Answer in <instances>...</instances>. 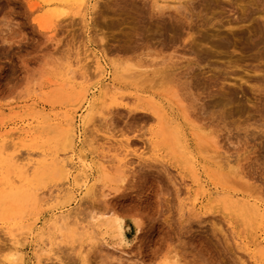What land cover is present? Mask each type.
<instances>
[{
  "label": "rangeland",
  "instance_id": "rangeland-1",
  "mask_svg": "<svg viewBox=\"0 0 264 264\" xmlns=\"http://www.w3.org/2000/svg\"><path fill=\"white\" fill-rule=\"evenodd\" d=\"M50 1L0 0V135L20 131L4 141L8 153L86 155L88 180L62 197L69 230L49 229L48 206L26 191L20 208L0 210V227L33 222L23 264L36 252L42 264H264V225L254 238L252 217L218 211L208 194L236 192L264 209V0H90L88 11ZM91 51L106 63L101 80ZM67 115L71 146L60 134ZM174 123L188 154L170 139ZM101 156L110 181L96 178ZM53 169L23 189L66 187ZM98 213L124 220L123 244L94 226ZM6 245L0 228V264Z\"/></svg>",
  "mask_w": 264,
  "mask_h": 264
},
{
  "label": "bare ground",
  "instance_id": "bare-ground-1",
  "mask_svg": "<svg viewBox=\"0 0 264 264\" xmlns=\"http://www.w3.org/2000/svg\"><path fill=\"white\" fill-rule=\"evenodd\" d=\"M51 1H53V0H51ZM55 1H57L59 3L60 2L61 3H69V2L71 3L72 1H74V2L77 1L78 3L82 4V7L81 8L79 7L80 9H84L85 11L89 10L88 6L90 4V0H54L53 2H55ZM46 2H47V0H46ZM92 7L94 8L95 5L93 4ZM52 9H57V5H54V7ZM63 9L62 10L59 9V10L64 12L65 10H63ZM90 49L92 50V48H90ZM91 54L92 55L90 56V58L89 57L88 58L91 59V63H93L94 68H95L93 74L95 76H98L99 79L101 80V79H103L104 74L107 71L106 63H105L104 59L101 58L102 56L100 57L95 51H91ZM130 65H127V66H130ZM68 71L70 73V70H68ZM135 74H137V71ZM101 85L102 84L100 82V84L96 85V88H101L102 86L103 87L108 86V84H105V83L102 86ZM174 89H175V87H174ZM103 90L107 92L108 89L107 90L103 89ZM165 92H166V90H165ZM114 94H115V92H114ZM175 97H177V95H175ZM152 114H153V117L155 119H159V117L157 115L158 112L152 113ZM44 118H47V117H44ZM66 120H68L67 121L68 123L64 127L62 126L63 128H60L61 140L64 141L63 145L71 146L74 139L78 138L77 137L78 129H77V126L72 123V116L71 115H67ZM165 121L167 122L168 120H165ZM191 125H193V124H191ZM172 127H173V131H171V126H170V131H171L170 132L171 133L170 139L172 137L174 140H176L180 149H182L183 152H186V154H188L189 144H188L185 133L183 132V130L181 129L179 124L172 125ZM163 129L165 131L166 128L163 127ZM18 130L19 129L13 127V128H10L9 130L5 131L4 134L0 135V210H3L5 212L6 211L5 209L7 208L9 202H17L15 204H16V206H18V208H20L21 205H20L19 199L23 198V194L26 191L28 193L27 198L30 197L33 201H35L34 203L41 202L42 205L44 204V205L48 206L47 208L49 209V212L52 214V216L48 219L49 220L48 221L49 229L57 227L59 225L60 227L64 226L62 228H66V229L68 228V230H69V224L67 225V223L65 222L66 219L69 217L68 216L69 212L67 211V209L65 207V201H67V200H63L65 198L63 196L72 195L75 190L78 191L80 188H87L88 178H87L84 170L86 168L85 160L88 157L85 155L82 159L80 158L79 160H76V159L74 160L71 158L66 159L67 158L66 156H63L64 158L59 156L60 154L58 152H57L58 154L57 153L53 154V152H52V155H51V154H48L47 152H45L44 150L28 151L25 154H21V155L8 153L6 151L7 146L4 145L5 144L4 141L9 139L12 142L14 137H16V138L19 137L20 135H18V132H20V131H18ZM167 131H168V127H167ZM165 133H166V131L164 132V134ZM167 136H169V135H167ZM203 136L205 137V134H203ZM170 139H169V141H170ZM198 139L201 140L200 138H198ZM127 155L128 154H124L123 157L117 161L122 162L124 165H126L127 161L125 160V157ZM101 157H104V156H101ZM206 157H211V156L206 155ZM77 159H78V157H77ZM103 159H105V157ZM103 159H101V158L99 159L102 161L100 162L99 166L96 167L97 168V177L96 178H97V180H102V181L107 179V178L109 179V177H108L109 174L106 173V171H105V169L108 168V167L107 168H105V167L109 166V165H105V163L108 161H106V159L105 160H103ZM217 162H218V160H217ZM111 167H113V165H111L110 168ZM48 168H54L56 170L54 172H57V170H58L57 173H61L62 175L65 176L66 187H64L62 189L55 190L56 191V192H54L55 194H51L50 192L49 193L47 192L48 194L45 193V194H47V196L46 195L44 196V194H43L44 192L41 194V191H40V195H38L39 193L37 192V190H38L37 188H34V190H32V187L28 188V190H31L29 192H28V190H25L27 188V186L33 185L34 181H32L33 182L32 183V182H30V180H32V178L34 176H36L42 170L48 169ZM115 171H116V169H115ZM80 172H81V174H80ZM117 172H119L118 175L116 174ZM117 172L115 173L116 177L115 176L114 177L116 179L121 178L122 174H121V176H119V174L122 171H120V169L119 170L117 169ZM76 179L81 180V183L77 185ZM111 179L112 178H110L109 181ZM120 181H121V179H120ZM15 185H17V186H15ZM24 186H26V188L23 189ZM89 190H90V188H89ZM208 190L209 189H204V191H206L207 193H208ZM91 191H92V189L90 190V193H91ZM87 192L89 193L88 190H87ZM52 193H53V191H52ZM208 194L210 196L209 202H210L211 206L216 207V209L218 211H220L222 213H226V214H231V215L233 213L234 215L237 216V219H239V220H241L244 216L252 217L254 219V222L251 223L248 227H249L250 231L253 233L252 236L254 238H256V228H258L260 224L264 225V209L261 208V204H258L257 201L256 202L250 201L249 199L244 198L243 196H240L236 192L233 194L232 193L224 194V193H218L217 192L214 195L211 192H209ZM62 197H63V199H62ZM69 199H70V197H69ZM107 211H109V210H107ZM239 214H243V215H241V217H240ZM98 215H99V213H98ZM96 217H95L96 221L94 220L95 221L94 226L96 228L104 227L105 230L110 232V234H111L110 238H112L114 240L115 244H123L125 242V223H124V220L122 218L114 217V215L106 214V213H102ZM91 219H93V218H91ZM256 219L257 220L259 219V222H257ZM255 220H256V223H255ZM0 228H1V230L5 231V234H7L8 238H9V245L8 246L6 245V247L4 248V249H6L5 251H7L9 253V254H7V257L9 255V259H8L9 262L6 264H23L24 254H23L22 250H23L24 244H25L24 239L27 238V237H24L23 231L25 232L26 235H30L33 231H35V229L33 227V222H31V223L29 222V223H26L24 225L20 224V225H18V227L12 225V226H1ZM80 228H81V230H84L85 226H81ZM19 229H24V230L19 231ZM38 230H40V229H38ZM40 232H41V230H40ZM135 233H139L138 229H136ZM80 234H81V236H83L85 233L83 234V232H82ZM256 244H257L256 245V253L264 261V244L261 241V239H260V241H257ZM36 245L38 246L39 243H37ZM37 246H34V247L37 248ZM42 254H43L42 256H45V252L43 251V249H42ZM39 255H41L40 252L39 253L36 252L34 254V256L36 257V258L34 257V259H36L35 264H42ZM50 256L51 255L49 253L47 256H45L46 259L44 257H41V258H44V260H47V259L50 260V258H51ZM52 258H54V257L52 256ZM82 263L85 264V260H82L81 264Z\"/></svg>",
  "mask_w": 264,
  "mask_h": 264
}]
</instances>
